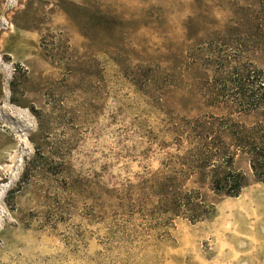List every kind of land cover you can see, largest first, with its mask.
<instances>
[{"label":"rangeland","instance_id":"1","mask_svg":"<svg viewBox=\"0 0 264 264\" xmlns=\"http://www.w3.org/2000/svg\"><path fill=\"white\" fill-rule=\"evenodd\" d=\"M240 72L264 78V0H0V264H264L248 156L230 198L183 176L199 140L176 143L234 114L202 94ZM191 190L211 208L198 222L173 216Z\"/></svg>","mask_w":264,"mask_h":264},{"label":"trees","instance_id":"2","mask_svg":"<svg viewBox=\"0 0 264 264\" xmlns=\"http://www.w3.org/2000/svg\"><path fill=\"white\" fill-rule=\"evenodd\" d=\"M233 76L235 77L233 81L229 80L227 84H221L222 91L226 89V93L221 95L217 89L215 92L202 94L208 106L217 107L223 103V101H217L218 99L225 100L232 95L230 97L232 101L238 100L235 102L236 111L234 114L236 115L249 114L252 111L263 109L264 78L257 72L246 76L240 72ZM227 85H230V88L227 89ZM10 87L13 95L18 88L15 80L10 83ZM12 102L16 103L13 99ZM234 114L226 117L209 116L203 122L195 121L188 127H181L176 139L178 146L183 143L182 141H189L192 138L199 140V144L183 168V176L186 178L197 176L206 179L215 194L230 198L238 197L245 182L244 175L232 168L233 160L238 152L248 156L253 177L256 181L264 184V117L258 123L246 126L240 121H236ZM27 172L25 170L22 179L27 177ZM15 191L12 190L11 193ZM172 208L173 216H183L192 222L207 218L211 212V208L202 203L198 194L193 190L184 191L178 195L172 202ZM144 217L142 219H146L147 215ZM165 217H168V212L158 210L153 219H156L164 227L167 225L165 219H168ZM116 221L120 222L122 218H117ZM146 232L145 229L138 234L125 232L122 234V238L123 240L134 236L144 238L148 235ZM164 235L165 233L159 234V237L162 238ZM126 255L129 258V253ZM114 264H124V261L118 260Z\"/></svg>","mask_w":264,"mask_h":264}]
</instances>
